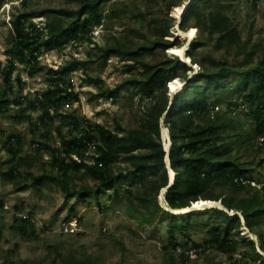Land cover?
Segmentation results:
<instances>
[{"label": "trees", "instance_id": "obj_1", "mask_svg": "<svg viewBox=\"0 0 264 264\" xmlns=\"http://www.w3.org/2000/svg\"><path fill=\"white\" fill-rule=\"evenodd\" d=\"M74 7L61 6L46 11L28 8V0H21L23 9L10 18L11 46L7 63L0 66V111L7 110L11 103L23 105L26 110H39L35 127L56 125L58 142L44 146L48 149L49 160L42 173L33 174L30 168L20 170L23 165L32 167V156L18 155L16 162L0 173L3 178L17 184V189H26L32 183L45 178L61 185L67 197H86L90 192L98 195L106 191L116 180L132 178V182L123 190L129 198L130 212L143 214L144 218L161 214L172 226L188 234V224L192 218L204 213L202 209H189L175 212L173 209L189 207L199 196L219 200V206L210 207L216 218L210 227V235L201 244L193 242L196 253H202L206 247L233 254L239 239L245 240L241 227L263 236L261 225L264 223V187L252 185L258 180L251 174V164L264 165V156L258 161L242 159L241 148L249 147L254 141L264 143V47L259 43H242L237 25L228 13L219 7L213 8L217 0H190L180 20L181 29L200 27L202 35L196 39L193 50L186 51L191 64L180 59L179 55L168 57L165 49L179 45L180 40L167 38L172 25L168 15L162 21L154 16L153 23L160 29L158 35L141 38L129 44L115 42L100 45L91 30L102 25L105 14L102 8L106 0H75ZM256 5L257 0H250ZM180 5V2L175 3ZM169 9V6H168ZM117 14L112 8L108 15ZM47 15L43 25H37L33 18ZM135 15L145 18L147 11L141 10ZM70 41H88L97 47V51L88 55L91 59L104 64L112 54L121 59L131 60L125 63V71L132 72L140 68L139 74L131 73L112 87L104 86L103 79L87 73L85 81L97 87V95L114 100L124 90H134L141 100H146L138 123L123 126L115 120V128L80 117L74 111H61L66 102H79V92L74 90L69 74L80 63L75 57L60 64L57 68L46 67V87L32 97L16 96L10 99L13 91L12 75L18 62L22 63L29 75L45 68L39 55L44 47L62 49ZM214 43L218 47H235V58L220 59L210 52L201 55L200 48ZM159 50L162 58L149 57ZM242 56V57H241ZM241 57V58H239ZM90 59V58H89ZM192 64L199 68L193 71ZM180 78L183 84L171 96L167 87L169 80ZM18 89L23 90L20 76H17ZM3 83V86L1 85ZM235 90L236 96L227 92ZM221 91V93L219 92ZM226 93V94H225ZM225 111L220 113V106ZM246 108L252 117V126L243 124L231 114L237 109ZM29 117V114L19 118ZM161 118L169 130V146L165 148L161 139ZM66 128V132L63 129ZM46 137L49 133H45ZM14 136V140H11ZM263 137V141H260ZM8 151L11 154L6 162H12L20 143L19 135H9ZM40 148L42 142L35 143ZM237 145V146H235ZM262 150L264 144H259ZM74 155L76 157H74ZM169 163L167 162V157ZM123 163V164H121ZM168 166L177 172L169 183ZM86 177L88 182L79 183L76 176ZM164 191L167 208L158 200L160 191ZM263 191V192H262ZM119 196L115 188L110 196ZM0 200V208L3 207ZM73 211V207H70ZM209 210V209H208ZM74 212V211H73ZM74 215V214H73ZM71 213L64 217L67 221ZM22 234L34 233L26 225L29 217L20 219ZM244 221V224L242 223ZM246 248L240 258H233L229 264H246V261H259L264 264V255L255 249L252 238L247 240ZM173 248L179 249L173 242ZM264 249V245H261ZM189 246L180 252L182 261L188 259ZM180 251V250H179ZM74 264H93V255L83 253L71 258ZM168 262L175 263L169 256ZM2 264H10L3 262ZM216 264H222L217 262Z\"/></svg>", "mask_w": 264, "mask_h": 264}, {"label": "rangeland", "instance_id": "obj_2", "mask_svg": "<svg viewBox=\"0 0 264 264\" xmlns=\"http://www.w3.org/2000/svg\"><path fill=\"white\" fill-rule=\"evenodd\" d=\"M186 1L106 0L102 5L105 14L104 22L102 25L95 26L91 30V34L100 45L114 44L115 42L129 44L141 38L147 39L158 35L160 29L156 23H153V18L159 16L158 20L162 21L168 15L172 25L169 27V35L166 37L170 39L177 37L180 42L179 45L174 46H185V53L188 50L191 52L197 42L196 39L201 37L203 32L200 27L194 26V21L190 20L188 24L196 28V36L188 41L186 37L178 35L177 28L180 27L181 19L177 22L175 9L184 5ZM177 2H180V5H176ZM216 2L217 4L213 5V8H223L228 13L231 20L237 25L242 43H247L249 46L259 43L264 47V0H257L255 6L250 3V0H217ZM75 5V0H28V8H36L38 11L61 6L74 7ZM23 8L21 0H0V66L5 65L7 58L11 55L8 53L11 46V31L13 30L10 18L13 13L19 12ZM112 8L116 9L117 14L108 15ZM145 9L147 11L145 18L135 15ZM46 18L47 15H40L33 18V21L37 25H43ZM90 48L92 52L97 51V47L88 41H70L62 49L44 47L39 59L45 68L32 76L27 73L24 65L18 62L17 69L12 75L14 87L9 94L10 99L16 96L32 97L36 92H41L47 83L46 67L57 68L60 64L75 57L79 61L87 60L85 63H80L79 67L69 74L74 90L79 92L80 101L70 102L69 106L64 104L60 110L74 111L80 117L101 122L109 128H115V120L123 126L136 125L146 100H141L135 89L121 91L114 100L105 99L97 95V87L88 84L85 81V76L87 73L92 76L99 75L104 81V86L112 87L131 73L139 74L140 68H136L132 72L125 71V63L131 62V60L121 59L118 54H112L104 64H101L88 55ZM199 50L201 55L209 51L216 58H225L230 61L236 57L235 47L223 45L217 48L214 43ZM165 53L168 57H171L173 53L176 54L170 52L168 48L165 49ZM178 55L185 61L180 54ZM162 56V53L156 50L149 57L162 58ZM192 66V72L199 68L198 64H192ZM17 76L21 77L24 87L20 93L17 92ZM179 80L183 84L180 78ZM1 85L4 87L2 82ZM167 87L170 90L168 83ZM219 92L221 93V91ZM227 94L234 97L236 91L231 90ZM224 111L225 106H220V113L222 114ZM25 114H29V117L19 118ZM38 114L39 110H26L23 105L19 106L15 103H11L7 110L0 111V172L12 166L18 155L26 154L32 156L34 165L32 167L23 165L20 170L25 171L30 168L33 174L42 173L44 168L50 170V167L46 165L49 160V152L44 144L46 141L49 144L58 142L59 135L56 129L58 121H55L51 126L35 127L33 122L36 121ZM231 115L238 119L244 127L252 126L253 120L248 109H237ZM46 132L49 133L48 137L45 135ZM63 132H66V128L63 129ZM11 134L19 135L20 143L15 144L18 148L15 159L7 163L6 160L11 155L7 148L8 138ZM169 134L167 124L164 120L161 121V139L165 148L170 143ZM38 142H42L40 148L35 145ZM259 144L264 143L255 140L249 147L241 148L239 152L242 159L258 161L264 156V148L260 150ZM250 166L251 174L258 178L251 184L263 188L264 165H257L256 162H253ZM75 180L85 183L89 179L78 175ZM131 182L132 178L119 179L114 181L106 191L99 192L98 195L90 192L86 197H67L61 185L52 179L45 178L20 190L17 189V184L3 178L0 173V200L4 202L3 207L0 208V264L3 262H10V264H74L71 258L74 255L78 258L83 253L93 255V264H173L168 262L171 255L177 264H216L217 262L229 264L233 258L243 256L242 252L250 247V243L247 241L249 238L253 239L255 249L264 255V249L261 248V245H264V223L261 225L262 237L243 225L240 233L244 234L246 239H239L233 254L206 247L202 253L195 255L192 241L201 244L209 237L210 227L216 218L215 213L210 209L213 206L199 208L204 213L190 220L187 227L188 234H186L172 226L169 220L162 217L161 214L144 218L142 213L135 211L134 216L130 217L129 198L123 188ZM115 188L120 190V195L110 196ZM158 200L162 207L167 208L162 190L158 194ZM191 205L192 203L189 207H192ZM71 206L74 212L70 210ZM189 209L198 208L185 210ZM70 213V219L73 220L74 226L70 225L68 220H64V217ZM23 217L30 218L26 225L30 230L33 228L34 233L22 234L19 225L24 223L20 220ZM242 223L244 224V221ZM173 242L177 243L179 249L175 250L172 247ZM186 246L190 248L189 257L182 261L180 252ZM245 263L263 264L259 261H246Z\"/></svg>", "mask_w": 264, "mask_h": 264}, {"label": "bare ground", "instance_id": "obj_3", "mask_svg": "<svg viewBox=\"0 0 264 264\" xmlns=\"http://www.w3.org/2000/svg\"><path fill=\"white\" fill-rule=\"evenodd\" d=\"M190 0H187L184 5L178 6L175 11H176V16H177V22L182 18L184 11L188 5ZM178 30V35L180 37H186L188 39V41H190L191 39H193L196 36V28L194 26H190L187 27L186 29H181L180 27L177 28ZM170 52H175L176 54H180L183 59L185 61H190V59L186 56L185 54V50L186 47L185 46H171L168 48ZM182 82L179 80V78H173L171 80L168 81V86L170 88V90H172V92L174 93L175 91H177L178 88L181 87ZM164 128V126H163ZM166 148H168V146L166 145ZM167 162L168 158L166 157ZM168 171H169V176H170V180L172 182L174 176L177 174V172L175 170H173L170 166H168ZM170 182V183H171ZM166 188L162 189V194L164 195V191ZM221 206L223 207L219 201L214 200V199H210V198H204L202 196H199L196 200L192 201V207H181V208H177V209H173V210H185L188 208H202V207H208V206Z\"/></svg>", "mask_w": 264, "mask_h": 264}, {"label": "built area", "instance_id": "obj_4", "mask_svg": "<svg viewBox=\"0 0 264 264\" xmlns=\"http://www.w3.org/2000/svg\"><path fill=\"white\" fill-rule=\"evenodd\" d=\"M65 106H69V103L66 102V103H65ZM11 135H12V134H11ZM260 139H263V137H260ZM11 140H14V136H11ZM74 157H76V156L74 155ZM252 183H254V181H252ZM68 222H69L70 225H73V226L75 225L74 222H73V220H71V219H69ZM193 247H194V246H193ZM193 249H194V253H195V255H196L197 247H194ZM187 252H188V254L190 253V248H189V250H188Z\"/></svg>", "mask_w": 264, "mask_h": 264}, {"label": "water", "instance_id": "obj_5", "mask_svg": "<svg viewBox=\"0 0 264 264\" xmlns=\"http://www.w3.org/2000/svg\"><path fill=\"white\" fill-rule=\"evenodd\" d=\"M187 62V61H186ZM188 63H190L191 64V61H188ZM172 94H173V92L171 91V96H172ZM162 120H163V118H161ZM167 158H168V155H167ZM168 161H169V159H168ZM170 179H169V183H170Z\"/></svg>", "mask_w": 264, "mask_h": 264}]
</instances>
